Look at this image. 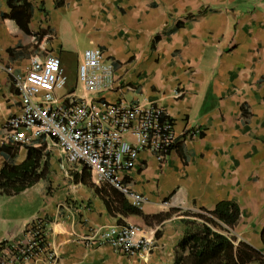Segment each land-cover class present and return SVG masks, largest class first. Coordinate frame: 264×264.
<instances>
[{
	"label": "crops",
	"instance_id": "obj_1",
	"mask_svg": "<svg viewBox=\"0 0 264 264\" xmlns=\"http://www.w3.org/2000/svg\"><path fill=\"white\" fill-rule=\"evenodd\" d=\"M26 1L30 35L1 18L10 10L0 0V147L10 148L0 151V169L21 164L26 148L40 143L50 169L18 195H0V244L24 241L27 224L42 218L58 264H174L189 215L230 201L241 212L231 235L264 254V0ZM86 49L101 50L113 66L115 89L102 101L157 106L173 123L177 143L163 165L139 151L118 173L147 200L143 214H167L160 222L109 216L101 198L74 180L82 168L64 169L51 139L26 130L17 144L4 128L19 111L13 76L22 79L32 59H60L67 82L55 93L57 106L86 98L77 76ZM55 173L66 179H53ZM125 224L142 228L152 241L149 254L127 257L88 244L96 229Z\"/></svg>",
	"mask_w": 264,
	"mask_h": 264
},
{
	"label": "built area",
	"instance_id": "obj_2",
	"mask_svg": "<svg viewBox=\"0 0 264 264\" xmlns=\"http://www.w3.org/2000/svg\"><path fill=\"white\" fill-rule=\"evenodd\" d=\"M77 76L87 97H70L66 106L59 107L55 93L67 82L60 59H32L22 79L13 76L19 111L6 120L4 128L17 144L24 142L22 132L26 130L51 139L62 151L66 165L86 168L95 186H110L141 210L147 200L123 185L118 173L132 167L139 151L152 153L163 165L177 143L173 123L157 106L102 101L104 92L115 89V78L111 62L99 49L83 51ZM192 132L198 135V131ZM46 226L44 219H33L24 230V241L4 242L0 264H58L57 255L46 243ZM87 242L107 245L127 257L149 254L152 249L142 228L132 224L98 228Z\"/></svg>",
	"mask_w": 264,
	"mask_h": 264
},
{
	"label": "trees",
	"instance_id": "obj_3",
	"mask_svg": "<svg viewBox=\"0 0 264 264\" xmlns=\"http://www.w3.org/2000/svg\"><path fill=\"white\" fill-rule=\"evenodd\" d=\"M6 2L10 12L2 14L1 18L9 19L14 22L13 27L30 35L28 23L32 15L31 5L26 0ZM0 151L9 152L10 148L2 146ZM49 169L50 154L46 151V144L27 147L26 157L21 164L5 162L0 169V195H18L39 181L45 180L49 175ZM73 178L91 188L101 198L107 214L111 217H139L145 225H150L153 221L160 222L167 217V214L145 215L133 207L117 190L93 185L86 168H82L79 176L75 175ZM240 215L238 205L230 201L219 202L211 211L200 209L199 212L189 215L191 219L185 221L187 230L176 245L174 264H264L263 253L243 241H237L231 235V231L240 220ZM260 239L264 247V229Z\"/></svg>",
	"mask_w": 264,
	"mask_h": 264
},
{
	"label": "rangeland",
	"instance_id": "obj_4",
	"mask_svg": "<svg viewBox=\"0 0 264 264\" xmlns=\"http://www.w3.org/2000/svg\"><path fill=\"white\" fill-rule=\"evenodd\" d=\"M67 168L70 169V166H67V165L65 164L64 169L66 170ZM65 172L68 173V174H67V177H70L72 171L67 170V171H65ZM55 178H58V179H59V178H60V179H66V177L63 176V173H62V174H57V173H55V175L53 176V179H55Z\"/></svg>",
	"mask_w": 264,
	"mask_h": 264
}]
</instances>
